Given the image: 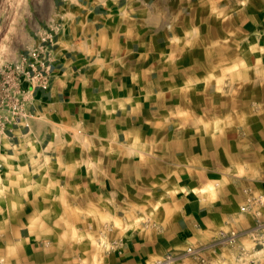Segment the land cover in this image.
<instances>
[{
  "label": "crops",
  "instance_id": "obj_1",
  "mask_svg": "<svg viewBox=\"0 0 264 264\" xmlns=\"http://www.w3.org/2000/svg\"><path fill=\"white\" fill-rule=\"evenodd\" d=\"M252 1L237 27V80L264 75V0ZM212 8L227 0H56L41 24L63 29L52 82L36 92L28 128L0 136V183L26 190L11 200L81 205L29 210L30 227L0 226V264H154L169 255L174 264H264V205L254 203L264 197V81L249 86L259 112H244L243 93L229 114L226 96L181 91L211 87L212 73L227 87L228 22ZM117 201L139 202L149 218L117 240H99L100 224L80 221L68 240L60 221H46L100 216L101 203Z\"/></svg>",
  "mask_w": 264,
  "mask_h": 264
},
{
  "label": "rangeland",
  "instance_id": "obj_2",
  "mask_svg": "<svg viewBox=\"0 0 264 264\" xmlns=\"http://www.w3.org/2000/svg\"><path fill=\"white\" fill-rule=\"evenodd\" d=\"M55 2L56 0H0V62L12 61L18 56V54L22 53L33 45L34 33L37 31V28L41 26L45 18L49 16ZM252 2V0H227V8H212L211 10L213 18H219V13L222 12L223 16H226V20L228 22V71L227 77L225 78L227 80V87L224 88V90L223 88L221 89L219 87L220 80L218 75L212 73L211 87H209V85L208 87H204L203 82L201 85L197 84L192 88L181 89L183 93L187 94L188 92H191L192 95L196 96H209V94H211L213 97L220 95L226 96L229 102V114L231 109L235 111L234 103L236 102L237 96H242V93L244 96L243 108L245 113L252 110L254 112L261 111L258 108L259 106L249 103L251 102L249 96H251L253 91L249 86H251L253 80H259V82H263L264 75H255L244 71L243 78L241 79L240 77V79L237 80L235 70L237 59L240 60V57L244 51V49L241 47L242 42L238 35L237 27L241 25V19L246 18V15L251 12L249 6ZM242 4L244 8H242ZM215 46L216 45L213 42V50L215 49ZM195 48H197V46ZM244 56L246 58V54H243V57ZM253 75L254 78H252ZM197 79H199L198 76ZM237 81L239 83L243 82V90L241 87L240 90H237ZM238 86H241V84H238ZM1 173L2 172L0 170V177H2ZM26 175V169H24V171L21 170L20 176ZM25 192L26 190H23V188L21 189L20 187L17 188L13 185H4L3 183H0L1 227L5 225L12 226L13 224H17V219L21 226L30 227L31 217L28 216L29 210H31L32 213H34L36 210V214L38 215L39 213H42L46 207L53 209L56 206L72 211L73 209L77 208V205H81V202L75 201L35 202L23 199L11 200V197L26 196ZM110 204L111 205L109 209V207L105 206L104 202L101 203L99 208L104 210L105 214L100 216L85 215L83 217L68 216L62 218L46 217V221L49 224H55L60 221L59 225L62 226L63 230L68 233V240H75L76 232L74 229L77 221H80L78 223L79 225H86V223L92 224V222H94L96 224H100L101 230H104L103 232H100L99 235L95 234L96 237L101 241H106L107 239H119L120 236L125 234V231L138 230L141 227V224H146L147 220H149L148 217L138 215L140 212L139 202L117 201L110 202ZM128 205L133 206L131 207L132 211L129 210ZM130 211L132 213L131 216H124ZM107 212H110L111 214L108 215ZM15 214H19V217L15 216ZM37 219L38 220L33 221L32 217L31 225L37 227L43 226L42 220L44 218L37 217ZM107 225H110V228L113 227V229L107 230ZM8 235H11V233H8ZM82 235L85 240L93 239V233L91 232H85L83 234L80 233V236Z\"/></svg>",
  "mask_w": 264,
  "mask_h": 264
},
{
  "label": "built area",
  "instance_id": "obj_3",
  "mask_svg": "<svg viewBox=\"0 0 264 264\" xmlns=\"http://www.w3.org/2000/svg\"><path fill=\"white\" fill-rule=\"evenodd\" d=\"M62 25H41L34 33V44L10 62H0V136L11 129L28 128L33 115L34 97L37 91H45L52 82L55 66L54 52ZM254 203L264 205V197ZM231 234L229 241H233ZM187 249V253H191ZM167 256L155 264H172Z\"/></svg>",
  "mask_w": 264,
  "mask_h": 264
}]
</instances>
